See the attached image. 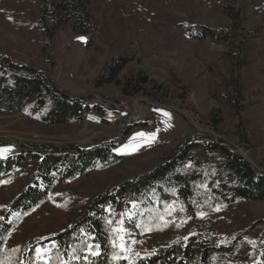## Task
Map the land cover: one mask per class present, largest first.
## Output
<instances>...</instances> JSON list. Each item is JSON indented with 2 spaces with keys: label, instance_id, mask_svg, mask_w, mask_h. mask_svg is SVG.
Listing matches in <instances>:
<instances>
[{
  "label": "rangeland",
  "instance_id": "rangeland-1",
  "mask_svg": "<svg viewBox=\"0 0 264 264\" xmlns=\"http://www.w3.org/2000/svg\"><path fill=\"white\" fill-rule=\"evenodd\" d=\"M94 1L97 27L92 36L75 35L64 27L53 50L44 48L48 41L38 28L22 34L15 22L18 11L28 22L35 20L41 0H0V56L34 67L58 90L100 109L79 125L56 127L34 123L23 114L0 116V158L44 145H75L81 151L110 146L120 155L145 154L126 167L135 173L179 142L200 138L223 144L264 174V0ZM190 25L231 28L233 39L192 41L186 35ZM117 50L132 61L117 83L95 88V77ZM137 76L146 81L134 92L131 80ZM112 177L90 172L56 187L51 202H69L66 210L75 215L89 198L109 187ZM24 182L16 171L0 180V225L9 199ZM245 212L242 223L212 229L208 220L204 231H214V240H221L226 233L264 220V200L247 205ZM61 214L57 224L69 216ZM117 215L125 227L118 249L129 263L156 249L128 225L126 213L123 218ZM35 220L27 239L56 226L52 222L46 228ZM198 231L182 227L180 235ZM246 238L263 243L264 223L249 229Z\"/></svg>",
  "mask_w": 264,
  "mask_h": 264
},
{
  "label": "trees",
  "instance_id": "trees-1",
  "mask_svg": "<svg viewBox=\"0 0 264 264\" xmlns=\"http://www.w3.org/2000/svg\"><path fill=\"white\" fill-rule=\"evenodd\" d=\"M94 3L41 0L35 20L28 22L18 11L15 22L22 34L29 27L38 28L48 41L44 48L54 50L64 27L75 35L92 36L97 27ZM224 10L234 22L232 12L226 6ZM230 33L227 27L186 28L192 41L225 43L233 39ZM131 61L129 54L117 50L95 77L94 87L117 83ZM145 81L140 76L132 79V90ZM98 110L52 86L34 67L0 56V116L23 114L34 123L56 127L79 125ZM38 149L0 158V180L15 171L25 180L9 199L1 221L0 264H264V242L246 238L247 231L264 220L226 233L221 240H214V231H204L208 220L212 229L244 222L245 207L264 200V174H257L240 154L223 144L189 138L135 173L126 167L145 154L120 155L110 146L87 151L75 145ZM90 172L113 177L109 187L89 198L77 214L66 210L69 202H51L56 187ZM117 212L121 218L126 213L128 225L156 245L153 252L129 263L118 249L125 227L118 223ZM59 213L69 216L57 224ZM36 218V224L56 226L27 239L30 222ZM191 226L199 231L180 235L182 227Z\"/></svg>",
  "mask_w": 264,
  "mask_h": 264
}]
</instances>
